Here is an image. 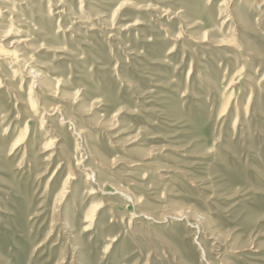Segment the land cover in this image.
I'll use <instances>...</instances> for the list:
<instances>
[{
    "label": "rangeland",
    "instance_id": "rangeland-1",
    "mask_svg": "<svg viewBox=\"0 0 264 264\" xmlns=\"http://www.w3.org/2000/svg\"><path fill=\"white\" fill-rule=\"evenodd\" d=\"M0 51V264H264V0H0Z\"/></svg>",
    "mask_w": 264,
    "mask_h": 264
},
{
    "label": "bare ground",
    "instance_id": "bare-ground-1",
    "mask_svg": "<svg viewBox=\"0 0 264 264\" xmlns=\"http://www.w3.org/2000/svg\"><path fill=\"white\" fill-rule=\"evenodd\" d=\"M14 50V49H13ZM15 53H16V51L14 52V51H12L11 52V54L9 53V54H7V60H8V64L9 65H16L17 63H18V57L15 55ZM17 54V53H16ZM0 56H6V53L5 52H2V51H0ZM21 60V59H20ZM18 71V70H17ZM16 73V72H15ZM33 77H36V76H33ZM32 78V77H31ZM36 79V78H35ZM31 85V84H30ZM27 101V100H26ZM27 105H28V103H27ZM62 119V118H61ZM66 119V118H65ZM18 145V144H17ZM91 177H92V175H91ZM94 179H95V177H94ZM91 180V179H90ZM126 196V195H125ZM58 199V198H57ZM129 199V198H128ZM127 199V200H128ZM140 213V212H139ZM94 214H95V212H94ZM138 216H139V214H138ZM147 217V216H146ZM150 218V217H149ZM149 218H148V220H149ZM188 224V223H187ZM195 224V223H194ZM196 227V226H195ZM209 239V238H208ZM215 239V238H214ZM211 246V245H210ZM206 260V259H205Z\"/></svg>",
    "mask_w": 264,
    "mask_h": 264
}]
</instances>
